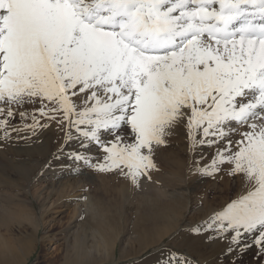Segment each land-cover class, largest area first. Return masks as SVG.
Masks as SVG:
<instances>
[{
    "label": "snow or ice",
    "instance_id": "1",
    "mask_svg": "<svg viewBox=\"0 0 264 264\" xmlns=\"http://www.w3.org/2000/svg\"><path fill=\"white\" fill-rule=\"evenodd\" d=\"M37 113L63 132L54 160L137 187L183 128L191 151L212 149L193 174L248 185L207 218V238L231 264L252 247L264 264V0H0L3 138L48 127Z\"/></svg>",
    "mask_w": 264,
    "mask_h": 264
},
{
    "label": "rangeland",
    "instance_id": "2",
    "mask_svg": "<svg viewBox=\"0 0 264 264\" xmlns=\"http://www.w3.org/2000/svg\"><path fill=\"white\" fill-rule=\"evenodd\" d=\"M39 107L37 101L21 110L31 113ZM37 119L40 125L47 124L48 127H37L35 133L31 129L13 131L7 139L0 132V217L14 228L9 235L5 227H0V236H12L13 241H19L22 247H17L16 254L20 261H25L24 264H64L70 261L74 243L81 239L84 230L88 236L85 249L92 250L93 242L98 241L101 234L100 231L97 233V226L104 229L109 226L116 234L114 256L97 264H167L172 253L188 263L191 258L195 264H231L221 259L222 243L207 238L204 222L237 196L225 199L223 195L224 198L209 208L208 200L217 197L222 188L220 178L216 177L223 170L216 177L193 174L196 161L201 165L210 162L212 149L198 148L193 152L188 140L181 135L166 137L167 144L155 149L153 161L156 169L150 173L151 179L142 177L137 187L116 172L100 173L82 164L77 167L70 161L54 160L52 153L61 144L63 132L55 121L42 118L38 113ZM31 123L30 116L21 121L18 114L12 120L16 127ZM51 129L52 140L35 143L38 144L36 147L30 144L32 137ZM202 153L205 159H201ZM155 154L161 160H156ZM178 159L182 163V172H178L176 166ZM221 167L227 168V165ZM236 179L230 176L229 183L234 184ZM196 180L201 183L195 184ZM124 186L129 187L130 198L127 200L121 196ZM246 190L247 184L241 193L245 194ZM158 194H163L162 201L175 199L179 216L173 220L169 232L161 231V222L147 223L145 229L160 241L138 253L131 252L138 248L137 234L145 224L138 219L147 211L151 200L146 201ZM91 206L106 213L109 221L99 226V221L87 212ZM197 226L201 228L199 233L192 230ZM26 239H31V244L24 243ZM238 259L241 264H259L257 252L248 260Z\"/></svg>",
    "mask_w": 264,
    "mask_h": 264
},
{
    "label": "bare ground",
    "instance_id": "3",
    "mask_svg": "<svg viewBox=\"0 0 264 264\" xmlns=\"http://www.w3.org/2000/svg\"><path fill=\"white\" fill-rule=\"evenodd\" d=\"M177 134L181 135L184 139H186V133H185V130L183 128H177L175 130V133L172 136H177ZM172 136H170V137H172ZM52 137H53V130L52 129L48 130V131L44 130L43 132L41 131L39 134H37L35 137H32V139L30 138L31 139L30 144L32 146L34 145L33 147H36L38 144L35 145V143H39V142L45 143L47 140H52ZM30 144H28V145H30ZM183 148L186 149L187 147H183ZM176 155L178 156V154H176ZM155 156H156V160H161L158 158V156H159L158 154H155ZM160 162H162V161H160ZM176 166L178 168V172L179 171L182 172V167H181L182 163H181L180 159H178L176 161ZM220 173H221V171H220ZM152 175H154V174H152ZM216 178L217 179L220 178L219 182H220L222 188L220 191H218L219 195L217 197L214 198L212 196L211 200H208L207 204H208L209 208H211L212 205L217 204L218 203L217 201L219 199L221 200V197L224 198L223 195L225 196V199H226V197L230 198L233 195H234V197L235 196L238 197L239 195L242 194L241 193L242 189L247 184L245 181L242 180V178L240 176H236L237 179H236L234 184L229 183L230 175H228L225 171H223V173L220 174ZM194 183L199 184V183H201V181L196 180ZM128 188L124 186L122 191H121L122 198L123 199L126 198V200H127V198H130V196L128 197V195H129V191H128L129 189ZM235 192H237V193H235ZM191 194H193V193L191 192ZM162 196H163V194L162 195L158 194L157 196L154 195L153 199L149 198L148 200L146 199L147 201L145 200L146 203H148V201L151 200L149 203V208L147 209V211L141 213L140 217L138 219L139 220L138 222L145 223V224L142 226V229L139 230L141 232H139L137 234L138 248L135 251L131 250V252L138 253L143 248L146 249L149 246L157 245V243L160 241V239H155V237L147 229H145L147 227V223L150 225H154V224H158L161 222L162 223V227H161L162 232H169L173 228V220L179 216L178 204L174 201L175 199L167 201V202L162 201ZM87 212L99 221V226H102L104 223L109 221V219L106 216V213L105 214L102 213L101 209L98 210L97 208H94V206H91L90 208H88ZM7 215H9V214H7ZM8 225L9 224L4 223V219H2V218L0 219V227H2V226L5 227L4 228L5 231L8 232V234L10 235L9 232H12V231L14 232V230H13L14 228H11L10 225H9L10 227H8ZM97 228L99 229L97 231V233L100 231L99 234L100 233L101 234H100L99 240L95 241L96 243L93 242L94 243L93 247H92L93 249L92 250H86L85 249V242H86V239L88 236L86 234L87 230H84L81 239L76 240L74 243V246H73L72 251H71L72 257L70 256V261H66L64 264H97L99 262L104 261V259L109 260V258L111 256H114L113 252H114V245H115L114 242H115V236H116L115 230L113 231V229L109 228V226L105 227V229L108 231V234H107V231L104 229V227L100 228L97 226ZM92 237H93V239L95 238L94 234L92 235ZM18 242H19L18 240L13 241L12 236H8L7 238H2V236H0V243H1V245H0V264H24L25 261H20V259L18 258V255L16 254L17 247H22ZM217 242H220V241H217ZM24 243L31 244V239H26L24 241ZM223 248H224V245L221 244L220 249H222V251H223ZM255 252H257L256 248L252 247L250 250L245 252L241 258H243L244 260H248V258H250L251 255H253ZM110 253H111V255H110ZM123 255L124 254H122L121 257H123ZM186 257H189V256L186 255ZM189 259H190L189 260L190 263H188V264H195V263H192L193 260L191 258H189ZM221 259L225 262H230V260L223 255H222Z\"/></svg>",
    "mask_w": 264,
    "mask_h": 264
}]
</instances>
